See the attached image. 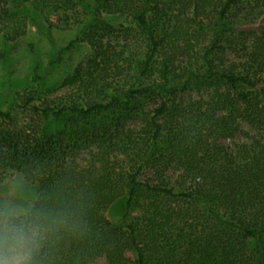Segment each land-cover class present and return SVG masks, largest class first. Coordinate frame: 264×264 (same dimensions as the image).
Here are the masks:
<instances>
[{
	"label": "trees",
	"instance_id": "trees-1",
	"mask_svg": "<svg viewBox=\"0 0 264 264\" xmlns=\"http://www.w3.org/2000/svg\"><path fill=\"white\" fill-rule=\"evenodd\" d=\"M27 1L0 0V34L11 41L25 35L12 24L22 19L43 32L58 56L72 50L75 42L56 46L53 26L37 21ZM116 1L96 0L93 8L85 0L76 3L94 14ZM151 2L142 0L135 13L151 45L143 73L161 49L154 29L167 16L162 11L148 21ZM244 4L223 0L211 26L198 24L213 32L204 55L207 69L204 79L183 87L212 88L208 100L187 105L181 98L180 103L166 100L141 129H78L67 140L48 137L46 124L37 136L20 128L0 129V170L17 168L37 187L31 210L14 221L31 222L39 231L32 264H97L102 259L105 264H264V15L232 20L230 12ZM227 49L245 53L241 69L215 68L210 53ZM170 73L169 63H163V83L129 89L125 101L114 97L109 103L47 107L42 113L87 118L130 106L139 97L172 95ZM80 74L78 68L76 76L54 87L76 83ZM2 98L16 104L14 97ZM12 120L11 112L0 111V124ZM242 133L247 140L238 141ZM226 139L233 146L222 142ZM86 147L88 155L80 158ZM147 171L152 175L142 181ZM169 174L176 175L175 184ZM122 197L125 213L112 222L107 213Z\"/></svg>",
	"mask_w": 264,
	"mask_h": 264
},
{
	"label": "rangeland",
	"instance_id": "rangeland-1",
	"mask_svg": "<svg viewBox=\"0 0 264 264\" xmlns=\"http://www.w3.org/2000/svg\"><path fill=\"white\" fill-rule=\"evenodd\" d=\"M93 8L96 0H85ZM223 0H152L148 11V21H153L159 12H167L161 23L154 29L163 41L161 49L143 73L141 68L151 56V45L147 34L136 20V12L142 9V0H118L100 12L91 14L76 0H28L37 21L51 23L56 46L62 48L75 42L72 50L61 56L50 46L43 32L32 22L15 20L12 24L25 35L15 40H7L0 34V111L11 112L13 120L0 124V129H23L29 135H39L46 124L48 137L53 140L69 139L78 129L92 130L141 129L144 121L153 117L156 109L164 101L177 98L189 102L208 100L213 89L198 87L196 84L184 89L183 85L200 81L207 69L204 58L211 47L213 32L202 30L198 24L211 26ZM244 5L234 9L229 16L238 22L257 20L264 15V0H244ZM107 21L103 26L95 18ZM10 24L6 22L5 24ZM228 36V35H227ZM231 37V36H228ZM33 47V50L30 48ZM243 51V50H242ZM209 59L215 68H236L245 60L244 52L213 51ZM170 65L172 95H151L139 97L130 106H117L110 112L81 118L66 114L55 118L45 117L42 111L47 107H86L92 101L109 103L114 97L124 101V93L129 89L153 87L163 83V63ZM78 82L54 87L67 78L76 76ZM200 79V80H199ZM44 85L42 87L41 85ZM181 85V86H180ZM11 96L14 106L2 98ZM244 131L253 135L254 131L244 125ZM167 137V136H166ZM165 138V137H164ZM167 140V138L164 139ZM245 141L244 133L237 138ZM226 146H233L232 139L222 140ZM99 143V142H95ZM99 145V144H98ZM95 149V144H93ZM90 148L81 149L80 158L86 157ZM145 181L151 177L144 172ZM170 176V174H169ZM175 184L176 175H171ZM0 220L6 212L15 218L25 216L37 198V187L17 168L5 167L0 170ZM125 213V197L116 201L107 213L112 222H118ZM97 264H105L99 260Z\"/></svg>",
	"mask_w": 264,
	"mask_h": 264
},
{
	"label": "clouds",
	"instance_id": "clouds-1",
	"mask_svg": "<svg viewBox=\"0 0 264 264\" xmlns=\"http://www.w3.org/2000/svg\"><path fill=\"white\" fill-rule=\"evenodd\" d=\"M14 221L12 212H6L0 220V264H32L39 247V231L31 222Z\"/></svg>",
	"mask_w": 264,
	"mask_h": 264
}]
</instances>
